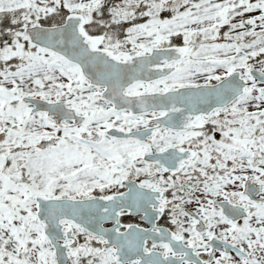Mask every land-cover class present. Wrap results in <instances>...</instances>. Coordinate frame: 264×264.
Here are the masks:
<instances>
[{
  "label": "snow or ice",
  "instance_id": "6c2138e0",
  "mask_svg": "<svg viewBox=\"0 0 264 264\" xmlns=\"http://www.w3.org/2000/svg\"><path fill=\"white\" fill-rule=\"evenodd\" d=\"M0 264H264V0H0Z\"/></svg>",
  "mask_w": 264,
  "mask_h": 264
}]
</instances>
